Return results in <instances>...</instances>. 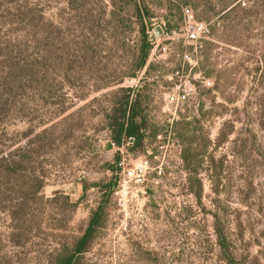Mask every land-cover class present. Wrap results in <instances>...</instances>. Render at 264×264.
<instances>
[{
  "label": "rangeland",
  "instance_id": "374dc122",
  "mask_svg": "<svg viewBox=\"0 0 264 264\" xmlns=\"http://www.w3.org/2000/svg\"><path fill=\"white\" fill-rule=\"evenodd\" d=\"M140 4L136 71L133 1L0 0V160L26 151L0 175V264H55L98 206L75 264H264V0ZM124 89L143 140L118 146Z\"/></svg>",
  "mask_w": 264,
  "mask_h": 264
},
{
  "label": "trees",
  "instance_id": "16d2710c",
  "mask_svg": "<svg viewBox=\"0 0 264 264\" xmlns=\"http://www.w3.org/2000/svg\"><path fill=\"white\" fill-rule=\"evenodd\" d=\"M131 1H133L132 9L135 10L139 33V39L136 48V64L134 67V70L137 71L145 66L151 46L147 37L148 30L146 20L142 12L143 7L140 4V2L142 3V0ZM123 91H126L128 93L124 95V100L120 104L119 108H117L116 110L117 116L110 119L111 121L109 123V128L111 132L110 135L112 139L111 141L113 144L118 146H120L125 140L139 144L143 140L142 131L144 128V123L142 120L137 119L139 116L137 102L129 100L130 89H124ZM65 111L66 110H62L61 114ZM30 134L31 132L28 130L24 134V136L26 137ZM24 155H26V151H23L21 154H19V157L17 159H1L0 175L5 176L9 172H13L19 169ZM39 187H41V185H39ZM38 188H36L37 191ZM100 209L101 208L98 206L96 210L93 211V214L88 222L84 233L77 240H75V244H73V247L64 245L63 248L57 253V256L55 257V264H75V258L84 251L85 245L94 230V226L98 222ZM219 237V245L221 247V251L225 253L227 251V246L226 244H224V237L220 233Z\"/></svg>",
  "mask_w": 264,
  "mask_h": 264
},
{
  "label": "built area",
  "instance_id": "2783aa9c",
  "mask_svg": "<svg viewBox=\"0 0 264 264\" xmlns=\"http://www.w3.org/2000/svg\"><path fill=\"white\" fill-rule=\"evenodd\" d=\"M184 12L189 18L192 19V11L189 7L184 8ZM208 31L207 25L203 21H194V27L190 31L186 32V36L190 39H198Z\"/></svg>",
  "mask_w": 264,
  "mask_h": 264
},
{
  "label": "water",
  "instance_id": "95a60500",
  "mask_svg": "<svg viewBox=\"0 0 264 264\" xmlns=\"http://www.w3.org/2000/svg\"><path fill=\"white\" fill-rule=\"evenodd\" d=\"M153 32H154L155 35H160V34H162L163 29L160 26H155L153 28Z\"/></svg>",
  "mask_w": 264,
  "mask_h": 264
}]
</instances>
